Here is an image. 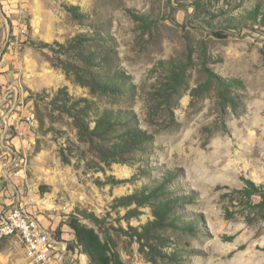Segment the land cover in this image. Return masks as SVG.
<instances>
[{"label": "rangeland", "instance_id": "rangeland-1", "mask_svg": "<svg viewBox=\"0 0 264 264\" xmlns=\"http://www.w3.org/2000/svg\"><path fill=\"white\" fill-rule=\"evenodd\" d=\"M62 62L118 88L92 93ZM219 78L238 81L233 103ZM105 110L152 139L107 157L118 138L73 117L91 130ZM247 179L264 184V0H0V219L20 208L53 228L66 251L52 264H87L71 216L125 264H264V220L223 197ZM166 200L177 226L144 228ZM0 264H27L18 238L0 237Z\"/></svg>", "mask_w": 264, "mask_h": 264}, {"label": "trees", "instance_id": "trees-1", "mask_svg": "<svg viewBox=\"0 0 264 264\" xmlns=\"http://www.w3.org/2000/svg\"><path fill=\"white\" fill-rule=\"evenodd\" d=\"M70 8L72 10H76L75 7ZM132 15L137 20H141L142 22L144 21L142 16L135 15L134 13H132ZM74 16L77 18L78 16L82 15L74 11ZM74 41L77 42L78 45H81L83 42L82 35L76 36ZM60 66L65 72L72 73L78 83L89 86L92 93L105 92L108 89L115 90L118 88L116 81L97 79V75L92 71L88 76H85L83 73H81L78 67L71 63L62 62ZM207 72L208 75H213L210 71L207 70ZM209 79L211 78L209 77ZM209 79H207V81H209ZM237 82L238 81L234 79L225 80L219 78L218 84L223 88L219 91V96L222 101H227L228 103L234 102V98L229 94V91L232 87H237ZM120 112L121 111H117L116 113H113L112 110L103 111L101 115L95 119V126L91 130H89L88 124H84L78 116L73 117L75 124L78 126L81 134H88L89 137L96 135L97 137L104 138L107 136L108 140L112 141L114 138H118L115 139L116 141L111 143L109 146V151L108 147H106V152H103L107 157L117 158L123 154L131 152L132 150L142 148L144 143L149 142L152 139V135L139 129L137 125L133 123L132 117H130L129 114L125 117L122 116L124 119H126V121H122L119 117L121 115ZM120 122H124L125 130L123 133H121V135L114 136L113 134L115 132V126L120 124ZM149 190L150 194L148 195H146L147 193L144 192L133 193L128 196L118 197L116 198V201L120 204H127L131 201L142 202L144 198L146 199L150 196L159 198V194L163 193L166 189L164 185H160L159 187ZM225 196L228 197V201L232 204L235 201L240 203L242 206V214H244L243 216L247 223L253 222L256 220V218L264 220V184H256L254 181L247 179L245 180L242 188L232 189L229 193H224L223 197ZM254 197H257L258 201H253ZM171 206L172 204L167 200L156 202L153 209L155 219L154 221L149 222L144 228L147 229L150 225L162 227L166 224L177 226V223L175 222L177 219L170 216L172 210ZM253 210H255V213ZM232 214L233 213H231L228 207H225L226 218H230ZM83 217L86 219L95 220L93 214L85 213ZM68 226L73 231L76 245L78 246L80 252L87 257V264H125L116 249L117 245L115 240L110 235L104 233L103 237H101L99 231H96L93 227L82 223L77 216H71L68 221ZM185 228L193 230V227L190 224H187ZM54 237L56 240H59L57 236L54 235Z\"/></svg>", "mask_w": 264, "mask_h": 264}, {"label": "built area", "instance_id": "built-area-1", "mask_svg": "<svg viewBox=\"0 0 264 264\" xmlns=\"http://www.w3.org/2000/svg\"><path fill=\"white\" fill-rule=\"evenodd\" d=\"M6 228L17 229V236L24 250L27 264H52V254L60 251L62 255L65 243L56 240L45 225L36 217L20 208L11 209L0 219V231Z\"/></svg>", "mask_w": 264, "mask_h": 264}, {"label": "bare ground", "instance_id": "bare-ground-1", "mask_svg": "<svg viewBox=\"0 0 264 264\" xmlns=\"http://www.w3.org/2000/svg\"><path fill=\"white\" fill-rule=\"evenodd\" d=\"M35 8H39V4H36ZM4 236L16 237L17 236V229L6 228V229H4V231H0V237H4Z\"/></svg>", "mask_w": 264, "mask_h": 264}, {"label": "crops", "instance_id": "crops-1", "mask_svg": "<svg viewBox=\"0 0 264 264\" xmlns=\"http://www.w3.org/2000/svg\"><path fill=\"white\" fill-rule=\"evenodd\" d=\"M43 225H44V224H43ZM45 226H46V225H45ZM46 228H47L51 233H53V231H52L53 228L50 229L48 226H46Z\"/></svg>", "mask_w": 264, "mask_h": 264}]
</instances>
